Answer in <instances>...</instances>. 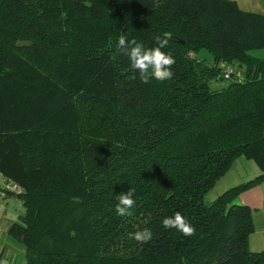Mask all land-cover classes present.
I'll list each match as a JSON object with an SVG mask.
<instances>
[{"label":"trees","instance_id":"16d2710c","mask_svg":"<svg viewBox=\"0 0 264 264\" xmlns=\"http://www.w3.org/2000/svg\"><path fill=\"white\" fill-rule=\"evenodd\" d=\"M121 35L166 39L172 78L130 79ZM259 50L264 16L229 0H0V176L22 190L7 234L24 264H264L248 248L252 211L236 203L264 180ZM240 157L262 174L206 204ZM176 213L193 235L163 227Z\"/></svg>","mask_w":264,"mask_h":264},{"label":"crops","instance_id":"0c3cea01","mask_svg":"<svg viewBox=\"0 0 264 264\" xmlns=\"http://www.w3.org/2000/svg\"><path fill=\"white\" fill-rule=\"evenodd\" d=\"M234 2L237 8L244 12L260 14L264 16V0H229ZM259 58V57H258ZM260 58L264 59L263 56ZM260 169L250 160H246L242 157L237 158L232 163V166L228 172L216 183L214 188L210 191L209 196L215 199L217 196L225 192L226 190L246 183L255 177L261 175ZM2 187H5L6 180L0 176ZM237 204L246 206L252 211V224L253 232L248 238V248L253 253H259L264 251V180L258 185L248 189L241 193L236 201ZM0 211L2 222L5 224L0 228L1 245L8 242L7 238H10L7 234L8 228L15 223V217L23 214V207L21 200L14 194L7 193L5 189L0 188ZM8 214V216H4ZM11 221L8 226H5L7 222ZM7 236V237H6ZM11 239V238H10ZM14 240V239H13ZM16 242V241H13ZM20 244L19 241L16 242ZM15 244V243H12ZM0 245V247H1ZM6 252L5 246L2 250L0 248V264H7L3 262L4 253ZM24 264V255H23Z\"/></svg>","mask_w":264,"mask_h":264},{"label":"clouds","instance_id":"9594fccd","mask_svg":"<svg viewBox=\"0 0 264 264\" xmlns=\"http://www.w3.org/2000/svg\"><path fill=\"white\" fill-rule=\"evenodd\" d=\"M156 40V47L145 48L135 39L128 40L124 35L119 37L118 45L127 55L132 70L130 79L136 80L138 78L141 83L147 84L150 80L163 82L172 78L171 65L175 61L170 54L162 51L167 46L168 41L159 37H156ZM132 195L131 191L117 195L116 211L118 215L122 217L130 215V209L135 203ZM162 224L165 229H175L184 236H191L194 233L193 226L179 213L165 218ZM135 239L141 243H147L152 239V232L145 229L136 233Z\"/></svg>","mask_w":264,"mask_h":264},{"label":"rangeland","instance_id":"374dc122","mask_svg":"<svg viewBox=\"0 0 264 264\" xmlns=\"http://www.w3.org/2000/svg\"><path fill=\"white\" fill-rule=\"evenodd\" d=\"M263 52H264V50L254 51V52H252V55L254 57H259L260 58L261 56H263ZM196 58L198 60H200V61H202V60L205 61V64L206 65H211L212 64L211 57L209 56V54H207L203 50H201V51H199L197 53V57ZM221 86H222L221 84L215 83V84H212L210 86V88L211 89H218ZM6 181H8V180H6ZM1 185H2V182H1V179H0V188L3 190L4 187H2ZM21 192H22V190H20V193ZM210 193L211 192H209L208 194H206V196L204 197V202L206 204H210L214 200L213 198H211L209 196ZM14 195H16V194H14ZM1 210L2 209H0V211ZM3 211L4 210H2V212ZM3 215L4 216H7V217H10V216H8V214L6 215V214L3 213ZM1 218L2 217H1V213H0V228L2 227L3 224H5V222H2V219ZM14 219H15V221H17V217H15ZM10 223H11V221L7 222L5 226H8ZM0 235H1V233H0ZM7 239H8L7 240L8 242L3 243V245H1L2 244L1 242L2 241L0 239V245H1L0 248H1V250H2L3 246H5V248H6V252L4 253V257H3V260L2 261L5 262V263L9 262L7 264H23L24 250H23L22 245L21 244H17L16 243L17 241L16 240H13L12 238L11 239L10 238H7ZM13 241H16V242H13ZM12 243H15V244H12Z\"/></svg>","mask_w":264,"mask_h":264},{"label":"built area","instance_id":"2783aa9c","mask_svg":"<svg viewBox=\"0 0 264 264\" xmlns=\"http://www.w3.org/2000/svg\"><path fill=\"white\" fill-rule=\"evenodd\" d=\"M189 56L194 57V55L192 54H189ZM220 68L222 69L223 80L234 83H239L242 81V76L240 72H238L235 68L225 64H220ZM4 189L7 193L16 194V195L19 194L21 190L17 185L13 184L10 181L5 182Z\"/></svg>","mask_w":264,"mask_h":264}]
</instances>
